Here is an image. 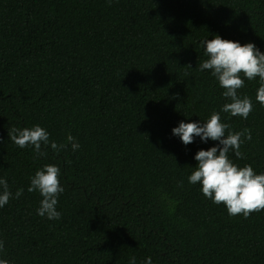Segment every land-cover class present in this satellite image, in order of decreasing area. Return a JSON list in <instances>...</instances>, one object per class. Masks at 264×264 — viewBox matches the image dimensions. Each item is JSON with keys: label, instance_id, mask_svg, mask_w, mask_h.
Returning <instances> with one entry per match:
<instances>
[{"label": "trees", "instance_id": "trees-1", "mask_svg": "<svg viewBox=\"0 0 264 264\" xmlns=\"http://www.w3.org/2000/svg\"><path fill=\"white\" fill-rule=\"evenodd\" d=\"M264 52V0H0V178L14 194L0 208V258L10 264H264V210L230 216L187 177L199 137L172 129L204 123L230 102L209 70L201 41L214 35ZM186 65H191L188 67ZM188 75H185V73ZM259 79L240 94L247 119L221 113L252 140L230 158L264 173ZM40 125L50 139L80 144L36 157L8 136ZM46 164L61 169L60 220L37 214L28 192ZM181 181L183 185L181 186Z\"/></svg>", "mask_w": 264, "mask_h": 264}, {"label": "clouds", "instance_id": "clouds-1", "mask_svg": "<svg viewBox=\"0 0 264 264\" xmlns=\"http://www.w3.org/2000/svg\"><path fill=\"white\" fill-rule=\"evenodd\" d=\"M111 2V0H109ZM205 47L208 58L199 64L201 72L209 70L212 77L223 89L222 96L228 101L213 111L206 122L181 121L172 129V134L178 136L184 145L194 142L199 137L202 142L218 141L216 146L207 150L200 149L194 159L197 164L187 177L190 184H200L203 196L216 205H224L230 216L243 215L247 218L252 213L264 210V173L257 174L252 165L239 166L230 158L234 153L238 159H244L240 151L245 141L252 140L250 129L232 131L231 125L223 122L221 113H229L232 117L247 119L254 105L248 95H241L245 81L259 79L256 90V101L264 106V52L254 43L241 44L238 41L223 39L216 34L212 39L200 42ZM191 67V65H186ZM185 75H188L186 72ZM9 139L20 149L32 147L36 157H46L47 152L42 146L49 145L54 152H59L71 145L72 151L80 148V144L69 134L67 143H57L50 139V133L40 125L31 128L12 127L8 129ZM61 169L54 164H46L35 171L30 177L28 192H39L42 197L37 214L48 220H60L62 213L57 210L59 197L64 192L60 181ZM183 181H181V186ZM24 193L19 188L13 194L6 178H0V208L7 205L13 198L19 199ZM4 242L0 240V252ZM0 264H10L7 259L0 258ZM129 264H136L133 256ZM144 264H152L148 257Z\"/></svg>", "mask_w": 264, "mask_h": 264}]
</instances>
